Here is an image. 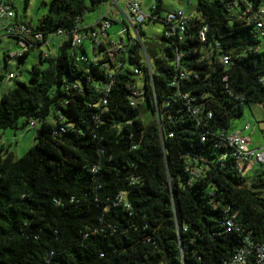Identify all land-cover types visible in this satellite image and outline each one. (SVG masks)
Here are the masks:
<instances>
[{
    "label": "trees",
    "instance_id": "obj_1",
    "mask_svg": "<svg viewBox=\"0 0 264 264\" xmlns=\"http://www.w3.org/2000/svg\"><path fill=\"white\" fill-rule=\"evenodd\" d=\"M102 1L49 0L35 29L65 32L58 56L0 96V130L35 131L18 160L0 150V264H223L243 237L263 244L264 170L238 173L225 142L245 103L264 108V42L245 6L196 0L201 20L178 41L154 0L140 40L76 61L72 32ZM155 22L161 35L146 37ZM182 70L194 77L170 86ZM231 215L239 231L226 233Z\"/></svg>",
    "mask_w": 264,
    "mask_h": 264
},
{
    "label": "rangeland",
    "instance_id": "obj_2",
    "mask_svg": "<svg viewBox=\"0 0 264 264\" xmlns=\"http://www.w3.org/2000/svg\"><path fill=\"white\" fill-rule=\"evenodd\" d=\"M126 0H103L93 10L85 11L79 21L78 26L82 29L81 34L83 37L82 45L86 50L89 58H92V42L85 36L84 29L93 27L98 32L99 38L104 45L108 48L111 44L120 45L128 42L127 32L125 30V6ZM140 4L142 12L148 16L150 14V7L154 4V0H134ZM188 2V3H187ZM196 0H161L162 11L160 12L163 18L166 11L174 9H183L186 12L192 10L195 6ZM113 3H116L114 5ZM13 5L17 18L32 28H36L39 20L47 12L49 0H13ZM112 18L114 23L106 29L107 36L101 34L100 24L102 18ZM163 26L158 23H146L142 25V31L148 38H154L161 35ZM131 36H134L133 29L128 28ZM66 40V36L54 35L49 37L46 44L40 47H33L29 50L24 62H20L17 58H12L9 62H4V55L13 54L20 51L18 45L10 38H2L0 41V96L7 90L14 88L18 83H28L31 74V67L38 66L40 68L46 67V62L39 63L40 53L50 54L49 57L55 58L59 54V46ZM263 43L262 39L260 38ZM13 73L15 78L12 80L7 79V74ZM49 122H53V118L48 117ZM22 119L17 121V129L0 130V150H7L11 153L14 160L21 158L33 145L35 131L31 126L22 127ZM229 133L241 132L243 137L250 140L249 147L252 149H260L264 147V108L252 102H247L243 105L242 114L233 118L230 122ZM4 153V152H3ZM264 170V164L256 163L248 167L245 173L246 177L251 178L254 174ZM264 197V193H263Z\"/></svg>",
    "mask_w": 264,
    "mask_h": 264
},
{
    "label": "built area",
    "instance_id": "obj_3",
    "mask_svg": "<svg viewBox=\"0 0 264 264\" xmlns=\"http://www.w3.org/2000/svg\"><path fill=\"white\" fill-rule=\"evenodd\" d=\"M114 1V0H111ZM224 1V0H223ZM227 3H231L233 6H236L238 8L241 7L243 4L245 8L243 9V14L246 15L247 19L250 21L255 22V27L257 31L260 34L261 39L264 42V5L258 7L255 11H251L250 7L247 6L246 0H225ZM155 4V2H154ZM152 5L150 8H155V5ZM126 11H125V18H126V25L125 30L127 32L128 36V42L123 43L120 42L119 46H116L117 44H111L107 40V43L110 44V47L118 48L119 50H126V47L129 43H131L133 40H140L139 36L137 35L135 25L142 24L144 22L148 21V17L146 16L140 7V4L137 1L134 0H126L125 1ZM164 20L167 25H169V30L166 31L165 35L166 37L169 36H177L178 41H182V33L185 31L186 26L188 25V22H192L194 20H201L200 16L196 12V10L193 8L189 12H186L183 9H176L170 12H166L164 15ZM102 21L99 24V28L101 31V34L107 36L106 29L111 26L112 19H106L105 17L102 18ZM131 27L134 32V36H131L128 32V28ZM208 28L207 26H202L201 30L199 31V39L200 41H205V33L207 32ZM78 30H74L72 32V47L77 48L75 59L76 61H86V56H83V48L82 45V34L81 32H77ZM56 35H62L66 36L65 32L58 31ZM85 36L89 38L92 42V58L93 60L100 59L101 52L99 51L96 56H94V49H97L100 44H104L99 38L98 32H96L94 29L90 30V32L86 31ZM10 38L12 39L20 48V51H16L13 54H9L8 56L4 55V62L5 65L7 62H9L12 58H20L25 53H28L30 49L37 46L40 47L43 44H46L49 37L45 41L43 39V35L36 31L35 28H32L30 25L26 24L25 22L19 20L17 18V14L13 9V0H0V41L2 38ZM52 37V36H50ZM130 39V40H129ZM86 51V50H85ZM40 58H47V55H40ZM177 60H179V55L176 57ZM228 57L222 56L221 57V63L227 64ZM143 63L144 65L151 70L150 62L147 60L145 55L143 54ZM135 74H140V71L138 69H134ZM191 77H194V75L191 76L190 73H187L186 71H178L177 80L170 84V86L178 85L179 80L188 81L191 79ZM15 78V75L13 73L7 74V79L12 80ZM106 92L108 91V87H106ZM133 95H138V93L134 92ZM182 98L189 102V98L187 95L183 94ZM141 99V98H140ZM137 100V99H135ZM105 104V101H103ZM32 126V124H31ZM65 128L60 127L58 131L60 133L64 132ZM204 140V137H201V141ZM225 142L228 147L233 149L232 156L235 159L236 162V170L241 175H244L248 167L252 164L260 163L264 164V147L260 149H252L249 147L250 140L246 137H243L241 135V132H234L229 134ZM191 174H193L191 172ZM234 215H231L226 221L222 223L224 227V231L226 233H233L238 232L239 228L238 225L234 222ZM182 231H185L183 228ZM180 233L179 227L176 228V234L178 235ZM179 236V235H178ZM180 247V243H179ZM223 264H264V243L263 244H254L249 239L248 236L242 238V245L237 248V250L233 253L231 258L224 262Z\"/></svg>",
    "mask_w": 264,
    "mask_h": 264
},
{
    "label": "crops",
    "instance_id": "obj_4",
    "mask_svg": "<svg viewBox=\"0 0 264 264\" xmlns=\"http://www.w3.org/2000/svg\"><path fill=\"white\" fill-rule=\"evenodd\" d=\"M114 5H116V3H113ZM112 19V18H111ZM112 23H114V20L112 19V22H111V25H112ZM46 46H47V44H46ZM84 48V47H83ZM46 55H47V57H49L50 56V54H47V53H45ZM40 55L42 56V55H44L43 53H40Z\"/></svg>",
    "mask_w": 264,
    "mask_h": 264
}]
</instances>
